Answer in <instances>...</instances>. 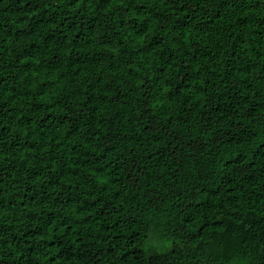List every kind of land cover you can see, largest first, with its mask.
I'll use <instances>...</instances> for the list:
<instances>
[{
  "label": "trees",
  "instance_id": "1",
  "mask_svg": "<svg viewBox=\"0 0 264 264\" xmlns=\"http://www.w3.org/2000/svg\"><path fill=\"white\" fill-rule=\"evenodd\" d=\"M0 264H264V0H0Z\"/></svg>",
  "mask_w": 264,
  "mask_h": 264
}]
</instances>
